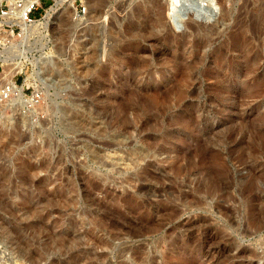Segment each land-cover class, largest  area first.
I'll use <instances>...</instances> for the list:
<instances>
[{"label": "rangeland", "instance_id": "obj_1", "mask_svg": "<svg viewBox=\"0 0 264 264\" xmlns=\"http://www.w3.org/2000/svg\"><path fill=\"white\" fill-rule=\"evenodd\" d=\"M155 1L42 0L0 58V264H264V0Z\"/></svg>", "mask_w": 264, "mask_h": 264}, {"label": "bare ground", "instance_id": "obj_2", "mask_svg": "<svg viewBox=\"0 0 264 264\" xmlns=\"http://www.w3.org/2000/svg\"><path fill=\"white\" fill-rule=\"evenodd\" d=\"M56 1V4H60V3H67V4H69V3H71V2H73V0H55ZM146 1H148L149 2V0H146ZM155 1V0H154ZM187 1V0H186ZM191 3H194V4H198V2H199V0H189ZM205 1H207L209 4L210 3H214V4H216V0H205ZM156 2V1H155ZM150 3V2H149ZM157 3V9H158V7H159V9L158 10H160V13H159V15L160 16H157L156 17V21H157V23H161L162 24V22H161V17L163 16V14H164V9H166V8H168V17H170V19H171V21L173 22V23H175V24H178V22L180 23L181 21H186V18H185V15L181 12V10H180V7H182L181 5H184L183 4V0H164L163 2H161V1H158V2H156ZM154 4L155 3H151V5L148 7V10H149V13L151 14V12H152V10H154L153 8V6H154ZM194 10H196L195 8H193ZM198 11H200L199 9H197ZM206 10H210L209 8H206ZM210 12V11H209ZM208 15H210V14H212V13H207ZM152 15V14H151ZM212 16V15H211ZM164 17V16H163ZM163 17H162V19H163ZM210 17V16H209ZM153 18V17H152ZM154 19H155V17H154ZM154 22V21H153ZM19 23L22 25V29H23V33H24V36H23V38H22V40H20V42H18L16 45H11V49H7V48H2V50L0 49V58H1V60L4 62V64L7 66H9L8 68H12V69H14L13 67L15 66V65H17V61L16 60H18V59H20V58H24L25 57V53L26 52H28L27 50V48H26V45L30 42V37H32L31 35H33V33H35V32H37L39 29H40V27L43 25V27H47V25H45L44 23L42 24L41 22H38V21H34L33 23H27L26 21H24V20H21V21H19ZM156 23V22H155ZM156 23V24H157ZM161 24L159 25V26H161ZM263 24V23H262ZM158 25V24H157ZM153 27V26H152ZM151 27V24H146V25H144V28L146 29V31H148L149 32V38H151V40L153 41H156V40H161V39H163V38H165L164 36V33H162L161 31H156V32H153L152 31V29H154V28H152ZM244 32V31H243ZM38 33V32H37ZM10 35V34H9ZM246 35V34H245ZM243 37H245V36H243ZM243 37H236L235 39H233V41H232V44H231V46H232V48H234V49H239L240 51V53H241V55L243 56V55H246V59H247V63H248V69L249 70H251V71H254V69L256 68V67H258L259 68V66L260 65H262L263 63H262V53L256 48L255 50H251V49H249V47H247V42H248V40L250 39H246L247 37H245V38H243ZM209 41V40H208ZM250 41V40H249ZM251 43V42H250ZM205 44V43H204ZM204 44H203V46H204ZM248 44H249V42H248ZM139 45V44H138ZM7 46V45H6ZM202 45H201V43L199 44V45H197V47L196 48H194V49H190V51L189 50H186V48H183L181 51H180V55L181 56H184L185 54H187L186 52H191V54L193 53V55H194V59L192 60V61H189L190 63H187L185 66H193L192 64H193V62L195 61V58H198L199 56H201V54L200 53H202L201 52V50H202V48L201 47H203ZM230 47V46H229ZM251 47H252V45H251ZM12 48H15L16 50H12ZM252 49H254V48H252ZM31 50V49H30ZM30 50H29V52H30ZM147 51V47L145 48V47H142V52H146ZM203 51V50H202ZM223 51V50H222ZM217 53V52H216ZM223 53H225V52H223ZM143 54V53H142ZM203 54H204V52H203ZM187 55H189V54H187ZM179 56V55H178ZM185 57H187V56H185ZM226 57V56H225ZM173 59V58H172ZM199 59H201V58H199ZM171 60V59H170ZM205 60V59H204ZM16 61V62H15ZM21 61H19V63H20ZM201 62V61H200ZM31 63V62H30ZM21 64V63H20ZM13 66V67H12ZM8 68H6V70H8ZM20 68V66L19 65H17V66H15V70L17 69H19ZM184 68V67H183ZM190 69H192V68H190ZM255 70H257V69H255ZM188 71V70H187ZM210 71V70H209ZM219 70H211L210 71V73H212V76H214L213 74H217V72H218ZM9 72H10V70H9ZM8 72V73H9ZM11 72H12V70H11ZM14 72V71H13ZM143 72V71H142ZM184 72V71H183ZM256 72V71H255ZM15 73V72H14ZM251 73V72H250ZM10 74V73H9ZM184 75V74H183ZM11 76H13L12 74L9 76V77H11ZM236 80V79H235ZM9 82V81H8ZM227 83H229L230 85L233 83V81H232V79H231V81L230 82H227ZM11 84V83H10ZM14 84V83H13ZM186 84V83H185ZM14 86H15V84H14ZM14 88V87H13ZM15 89H17L16 87H15ZM14 90V89H13ZM18 90V89H17ZM180 90V89H179ZM20 92V91H19ZM180 93V92H179ZM257 93V92H256ZM182 94V93H181ZM183 95H184V93H183ZM187 95V94H186ZM226 97H228V95L226 96ZM188 98V97H187ZM182 100V99H181ZM195 121V120H194ZM6 134V133H5ZM264 148V147H263ZM152 177V176H151ZM255 182H257L256 181V178L255 179H253V181L251 182L252 184H251V190H250V196L252 197V199H254V200H259L260 201V199L259 198H261V194H260V192L258 193L256 190L258 189L257 188V186L255 187L254 185L256 184ZM149 184V183H148ZM260 185V184H259ZM153 187V186H152ZM147 188V187H146ZM140 190V189H139ZM141 191V190H140ZM249 197V196H248Z\"/></svg>", "mask_w": 264, "mask_h": 264}, {"label": "built area", "instance_id": "obj_3", "mask_svg": "<svg viewBox=\"0 0 264 264\" xmlns=\"http://www.w3.org/2000/svg\"><path fill=\"white\" fill-rule=\"evenodd\" d=\"M185 5L189 8L206 9L214 8V3H208L205 0H199L198 4L191 3L189 0L185 2ZM42 7V0H0V33L8 32L7 28L13 36L17 29L19 21L24 20L27 23H33L38 19L34 12L40 10ZM10 38L4 35L0 36V43L2 45L8 44ZM14 81V80H13ZM16 84V82L14 81ZM17 85V84H16ZM13 93V87L10 83H6L0 90V100L7 98ZM39 97V93H35L32 96V100H36Z\"/></svg>", "mask_w": 264, "mask_h": 264}]
</instances>
